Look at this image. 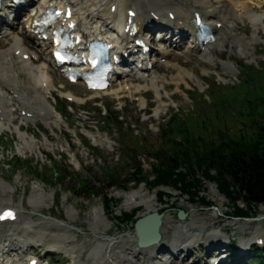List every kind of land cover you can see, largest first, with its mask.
<instances>
[{"label": "rangeland", "instance_id": "rangeland-1", "mask_svg": "<svg viewBox=\"0 0 264 264\" xmlns=\"http://www.w3.org/2000/svg\"><path fill=\"white\" fill-rule=\"evenodd\" d=\"M211 2L216 8L219 6L215 0ZM246 2V11L249 14H252L251 11L259 14L263 22L260 27L253 28L243 21L238 26L237 36L249 42L254 37L258 42L254 41L245 49L248 56L243 57L237 48L233 50L230 43L222 49H214L212 55L218 64L230 65L235 73L225 74L220 65L215 67L200 62V54L187 50L184 44L167 60L180 63L183 67L181 72L188 71L194 80L182 81L180 86L171 83L170 87H163L159 94L162 100L157 99L156 92L152 89H148L149 93L143 97L128 93L116 95L111 91L107 94L93 93L83 85L67 82L61 72L48 64L49 71L55 78V89L48 103L62 112L63 118L59 126L46 124L38 119L29 124L26 121L23 123V120L15 122L19 125L23 123V131L29 130L28 135H35L39 141L46 140V136L52 138L50 147L44 148L36 143L31 150L29 147L22 149L15 123L12 129H2L0 126V179L6 180L4 189L0 188V202L13 201L15 206L23 203L25 209L22 217L29 219L41 233L45 232L43 229L47 230L49 240L56 230L50 229L52 226L48 223H52L54 227L65 225L71 236H75L73 238L77 239V243L86 246L83 251H88L92 242H109L114 238L135 236L133 221L122 222L119 217L135 209H138L136 218L148 214V209L143 205L132 207L126 204L128 194L140 192L147 194L156 207L164 211V215L173 219V226L168 229L166 236L170 244L173 240L176 243L187 240L184 237V224L198 226L197 232H192L189 236H199L201 241H205L209 234L218 232L221 242H224L223 246L229 243L230 234L236 239H243L246 243L244 248L247 249L253 236L260 238L259 242L264 240V205L261 204L251 213L250 221L230 218L232 203L218 191L216 183L211 180L205 179L202 182L200 194L213 204L203 203L201 198L192 200L188 194H182L174 187H165L164 190L169 191L170 195L161 200L157 189L153 190L148 182H131L137 165L143 167V176H147L145 180L150 181L154 177V168L162 163L159 157L172 159L175 152L184 156L187 153L186 158L178 159L194 164L195 151L202 153L218 144L226 146L236 140L253 141L264 133V0ZM221 3L226 1L222 0ZM235 5H231L232 9L237 10L236 13H242L238 12L242 8L237 9ZM78 17L81 21L82 16L78 14ZM231 21V24H236L234 18ZM24 24L20 23L15 30H19ZM30 45L35 46L33 42ZM2 46L4 45L0 48ZM42 51V60L37 61V64L51 58L49 49L42 48ZM178 53L184 55L178 56ZM157 74L169 81L176 77L178 71L168 70L162 61ZM23 79L27 81L25 76ZM65 93L75 95L83 99V102L70 101L64 97ZM140 96L146 103L144 108L140 104ZM156 108L159 110L156 111ZM14 116L20 118L19 114ZM115 117L119 123L114 121ZM171 122L173 131L170 132V127L167 126ZM39 146L46 152L42 153ZM35 148L37 149L34 150ZM198 177H202V173ZM112 180L117 185L110 187ZM37 187L43 190L48 199L41 210L34 211L28 205V200L33 188ZM107 194L112 198L109 208L104 199ZM240 204L245 205L244 202ZM179 209L188 213L185 220L178 218ZM69 210L77 214L74 222L67 220ZM96 213L104 220L108 229L106 233L101 228L97 234L91 231L89 220ZM192 215L194 223H191ZM54 218L61 222H55ZM175 221H181L180 225ZM175 227L183 231L178 240L174 237ZM9 228V224H2L0 234L7 236ZM17 228L21 231L22 225L18 224ZM15 235L20 237L21 233ZM30 237L35 242L34 245L39 246L36 242L38 235L32 234ZM257 238L253 241H257ZM48 244L52 245V241ZM37 249L30 248L31 251L40 253V261L44 264L50 258L54 260V264H75L70 254L46 252L44 247ZM217 251L205 254L204 248H198L194 255L178 256L171 260L174 263H168L210 264ZM242 252L246 255L243 264L252 263L250 251L243 249ZM196 255L202 258L193 263ZM156 256L162 260L168 257L163 253ZM86 259L87 264H92ZM228 260L229 257L226 261Z\"/></svg>", "mask_w": 264, "mask_h": 264}, {"label": "bare ground", "instance_id": "bare-ground-1", "mask_svg": "<svg viewBox=\"0 0 264 264\" xmlns=\"http://www.w3.org/2000/svg\"><path fill=\"white\" fill-rule=\"evenodd\" d=\"M27 1L30 2L31 0ZM215 1L219 5L217 8L212 5L211 0H39L38 4L31 8L30 15H37L39 9L48 5H61L64 13L69 10L73 14L72 20L82 23L85 32H93L100 29L104 31L108 29L110 31L108 34L103 32L102 35L97 36V39L113 38L117 34V28L125 27L127 28L125 29L126 31H130V25L133 22L136 32L124 35L123 41L117 43V46L123 45L125 53L133 51L136 54V51H138L137 55L141 59V70L143 72L139 73L132 66L126 74H121L122 77L130 75V79L119 81L117 87L110 91L116 95L128 93L131 96L141 95L143 97L149 93L148 89H152L156 92L157 99L162 100L163 98L159 94L163 87H170L169 84L171 83H176L180 86L182 81L194 80L190 76L192 74L188 71L185 70V73L181 72L183 67L180 63L176 64L167 60L168 57H172L175 52L182 48L186 39L188 40L185 45L187 50L200 54V62L212 64L215 67L220 65L225 74H233L235 71L230 65H221L216 62L212 57L214 49H222L230 43L233 50L237 48L242 56H248L245 49L251 46L254 41L258 42L254 37L249 42V40L237 36L238 26L243 21L251 24L253 28L254 26L256 28L260 27L263 22L259 14L251 10L252 14H249L250 12L246 11L248 8L246 1L248 0H224L226 1L224 4L221 3L222 0ZM232 3L237 5H235L236 8H242L241 10L237 8L238 12L241 11L242 13H236L237 10H233L231 7ZM251 3H249V9ZM35 8L36 11L34 12ZM18 10L13 7L10 0H3V12L10 16L14 13L13 11L16 12ZM196 13H199L204 18L205 22L213 28L215 33L214 40L203 43V46L189 35L190 32L192 33L195 30L192 19L195 18ZM78 14L82 16L81 21H79ZM233 18L236 24L235 22L231 24ZM27 23L29 31L27 34L22 30L17 32L14 29V23L11 22L9 30L0 37V47L4 45L2 46L3 48H0V126L2 129L14 128V123L18 120H23V123L26 121L29 124V122H36V119L42 120L46 124L59 126L63 118L62 112L48 103V99L52 97V92L55 89V78L48 68V64L52 65V59L46 58V62L37 64V61L42 60L41 56L44 52L39 45L35 47L30 45L31 42L35 43L33 40L34 36H40V43L50 42L41 40L42 33H34L33 21L29 22L27 19ZM157 37L161 41L155 44ZM135 41L142 42L143 46L139 43L134 44ZM146 48H150V51H147ZM178 54V56L184 55L182 53ZM114 57H116V54ZM162 61H164L168 70L178 71L176 77H172L171 80L167 81L163 76L157 74ZM17 65H20V67L17 68ZM132 65L137 67V63ZM123 70H127V68L123 67ZM22 75L25 76L27 81L23 79L24 76ZM64 96L75 102H83V99L72 94L65 93ZM140 104L144 108L146 103L141 99ZM157 110L159 108H156ZM15 114H19L20 118H16ZM23 123L22 125L15 123L18 126L15 129L19 133L18 136L23 150L28 147L31 150V147L35 146L36 143H40L44 148L49 146L52 138L49 139L46 136V140L39 141L35 135L33 137L29 136V130L23 131ZM104 144L106 145V143ZM41 146H39L40 151L45 153L46 151H43ZM20 151L22 152L21 149ZM2 180L4 179H0V188L3 187L4 189L6 180H4L5 182ZM47 199L42 189L33 188L28 205L34 211H39L47 204ZM126 199V204L129 206L143 205L148 209V213L161 212V209L156 207L154 201L147 194L141 192L130 193ZM24 209L23 203L15 206L13 201H8V203L0 202V217L7 210L15 212V217L12 219L3 221L0 218V233L2 224L10 225L7 236L0 234V258H4L8 264H31L34 260L37 261L35 264H44L40 261L42 256L39 252L35 251L39 259L31 255L27 257L28 254H31V247H35V249L44 247L47 249L46 252L70 254L75 264H87L85 262L86 257V261H91L92 264H169L165 259H159L156 255L167 253L173 258H178V256L188 257L194 255L198 248L200 250L205 248L208 254L213 251V247L222 243V238L218 232L209 234L205 241H201L199 236L190 237L189 234L197 232L199 227L195 224H188L187 226L184 224L183 228L186 229L184 237L187 240L180 243H176L177 241L173 240V243L170 244L166 240V236L168 229L173 226L174 222L173 219L163 214V223L160 230L162 238L157 244L145 248L139 247L134 234L135 236L129 235L127 237L114 238L109 242H92L90 249L83 251L86 246L83 244L79 245L77 239H74L75 236H71L70 231L66 230L65 225H56L57 227H54L52 223H48V225L52 226L50 229L56 230L49 240L46 234L47 230L43 229L45 232L41 233L29 219L22 217ZM72 211H68L67 220L74 222L77 214ZM190 218L191 223H194V216L192 215ZM54 221L61 222L58 218ZM247 221H250V219ZM180 222L176 223L179 224ZM18 224L22 225L21 231L17 228ZM89 224L91 231L95 234L98 233L99 228L105 233L108 230L99 213L91 217ZM175 228L174 237L178 240L183 231L181 228ZM14 232L21 233L20 237H17ZM32 234L38 235L39 238L36 242L39 243V246H35V242L31 240L30 236ZM253 238H257L256 235ZM49 241H52V245L48 244ZM20 250L23 251L21 252ZM24 253H27L26 256H24ZM141 256L143 258H140ZM201 258L196 255L193 263L199 262ZM244 258H246V255L242 252L234 256L232 263L243 264ZM213 264H224V261L223 259H217Z\"/></svg>", "mask_w": 264, "mask_h": 264}, {"label": "trees", "instance_id": "trees-1", "mask_svg": "<svg viewBox=\"0 0 264 264\" xmlns=\"http://www.w3.org/2000/svg\"><path fill=\"white\" fill-rule=\"evenodd\" d=\"M114 121L119 123L117 117ZM167 127H170V132L173 131V122ZM241 141L236 140L226 146L221 143L202 153L195 151L194 164H189L191 161L188 163L186 160L182 161L187 153L184 156L175 152L172 159L159 157L162 163L154 168V177L150 181L145 180L147 176H143V167L137 165L132 173L131 182L137 184L148 182L153 190L157 189L161 200L170 195L162 188L174 187L182 194H188L192 200L201 198L203 203L213 204L206 196L200 194L202 182L205 179L211 180L216 183L218 191L231 201L234 216L249 217L261 204L264 205V133L256 140ZM191 151L194 153V150ZM198 172L202 173V177H198ZM113 180L110 187L117 185ZM83 184L87 185L84 182ZM104 199L109 208L112 198L107 194ZM240 202H244L245 205L242 206ZM137 211L138 209H135L119 218L122 222L131 220L134 225L138 219L135 217ZM231 246L234 249V243ZM263 253L264 251L254 247L252 254L255 256L253 259L255 263H264Z\"/></svg>", "mask_w": 264, "mask_h": 264}, {"label": "water", "instance_id": "water-1", "mask_svg": "<svg viewBox=\"0 0 264 264\" xmlns=\"http://www.w3.org/2000/svg\"><path fill=\"white\" fill-rule=\"evenodd\" d=\"M163 214L160 212H152L137 219L134 225V231L139 247L145 248L159 243L162 238L160 230L163 223ZM186 216L187 214L184 210H179V219L183 220Z\"/></svg>", "mask_w": 264, "mask_h": 264}, {"label": "snow or ice", "instance_id": "snow-or-ice-1", "mask_svg": "<svg viewBox=\"0 0 264 264\" xmlns=\"http://www.w3.org/2000/svg\"><path fill=\"white\" fill-rule=\"evenodd\" d=\"M5 216L11 217L12 216V213L11 212H8V213L5 214ZM0 218H3V217H0Z\"/></svg>", "mask_w": 264, "mask_h": 264}]
</instances>
